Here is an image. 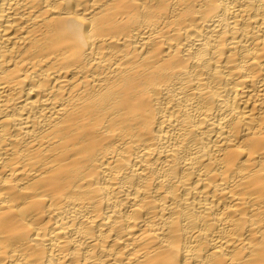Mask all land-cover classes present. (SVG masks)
<instances>
[{"label":"bare ground","instance_id":"bare-ground-1","mask_svg":"<svg viewBox=\"0 0 264 264\" xmlns=\"http://www.w3.org/2000/svg\"><path fill=\"white\" fill-rule=\"evenodd\" d=\"M0 264H264V0H0Z\"/></svg>","mask_w":264,"mask_h":264}]
</instances>
